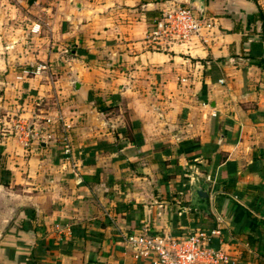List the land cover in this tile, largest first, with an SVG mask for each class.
<instances>
[{
	"label": "crops",
	"instance_id": "1",
	"mask_svg": "<svg viewBox=\"0 0 264 264\" xmlns=\"http://www.w3.org/2000/svg\"><path fill=\"white\" fill-rule=\"evenodd\" d=\"M180 3L211 26L181 42L149 38ZM260 9L264 0H0V264H150L126 235L217 226L226 264H264ZM18 119L41 138L16 131Z\"/></svg>",
	"mask_w": 264,
	"mask_h": 264
},
{
	"label": "built area",
	"instance_id": "2",
	"mask_svg": "<svg viewBox=\"0 0 264 264\" xmlns=\"http://www.w3.org/2000/svg\"><path fill=\"white\" fill-rule=\"evenodd\" d=\"M210 26L209 19L188 4H173L162 10L161 15L154 20L148 37L158 43L162 40L181 42ZM46 68V64H40L25 72L38 73ZM56 116L58 120L62 118L60 114ZM45 120L46 123L51 122L49 118ZM13 128L28 138H41L39 131L33 128V123L28 121L18 119ZM66 128L63 129L62 140L65 152L70 153V134ZM50 136L47 134V137ZM218 218L220 219L219 216ZM220 235L221 228L218 226L211 230L199 229L178 236L143 229L126 235L124 242L134 249L136 258L150 264H226L231 261L229 255L213 245L214 239Z\"/></svg>",
	"mask_w": 264,
	"mask_h": 264
},
{
	"label": "trees",
	"instance_id": "3",
	"mask_svg": "<svg viewBox=\"0 0 264 264\" xmlns=\"http://www.w3.org/2000/svg\"><path fill=\"white\" fill-rule=\"evenodd\" d=\"M251 17L252 18H255V17L261 18L263 20V25H264V13L262 12L261 9L257 13L253 14ZM95 102H96L97 108L99 110L103 111V110L107 109V107L102 105V103H101V101L99 99H96ZM0 165H1L2 169L5 170L4 169L5 168V154H3L2 151H0ZM7 173H9V171H7Z\"/></svg>",
	"mask_w": 264,
	"mask_h": 264
},
{
	"label": "water",
	"instance_id": "4",
	"mask_svg": "<svg viewBox=\"0 0 264 264\" xmlns=\"http://www.w3.org/2000/svg\"><path fill=\"white\" fill-rule=\"evenodd\" d=\"M200 1V3L203 5L204 4V0H199ZM197 193H198V195L200 196V197H202V198H207L208 197V192H203V191H201V190H198L197 191Z\"/></svg>",
	"mask_w": 264,
	"mask_h": 264
},
{
	"label": "rangeland",
	"instance_id": "5",
	"mask_svg": "<svg viewBox=\"0 0 264 264\" xmlns=\"http://www.w3.org/2000/svg\"><path fill=\"white\" fill-rule=\"evenodd\" d=\"M11 25H12V23H11ZM9 40V42H11V43H17V41L19 40V39H8ZM24 40H26V41H31V39H24Z\"/></svg>",
	"mask_w": 264,
	"mask_h": 264
}]
</instances>
